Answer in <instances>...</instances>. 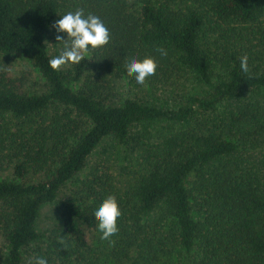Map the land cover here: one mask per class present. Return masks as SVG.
Masks as SVG:
<instances>
[{
  "label": "trees",
  "instance_id": "trees-1",
  "mask_svg": "<svg viewBox=\"0 0 264 264\" xmlns=\"http://www.w3.org/2000/svg\"><path fill=\"white\" fill-rule=\"evenodd\" d=\"M81 8L110 42L53 70L52 26ZM133 54L158 63L144 84ZM48 204L65 237L39 230ZM0 233V264H264V0H0Z\"/></svg>",
  "mask_w": 264,
  "mask_h": 264
},
{
  "label": "clouds",
  "instance_id": "clouds-1",
  "mask_svg": "<svg viewBox=\"0 0 264 264\" xmlns=\"http://www.w3.org/2000/svg\"><path fill=\"white\" fill-rule=\"evenodd\" d=\"M58 33L56 39L63 42L62 50L48 60L51 69L59 70L62 66L79 64L88 52L107 45L110 42V31L105 22L96 14L84 9L68 11L60 15L52 26ZM66 34V38L65 35ZM161 57L167 56V50L158 48ZM158 68L156 59L152 56L143 58L133 54L126 58V71L132 74L138 84H144L153 76ZM240 69L249 72L248 56L240 57ZM97 220L96 228L100 239L111 242V238L119 232L118 220L122 210L115 195H108L93 208ZM63 244L64 241L61 240ZM29 264H48L47 258L36 256Z\"/></svg>",
  "mask_w": 264,
  "mask_h": 264
},
{
  "label": "rangeland",
  "instance_id": "rangeland-1",
  "mask_svg": "<svg viewBox=\"0 0 264 264\" xmlns=\"http://www.w3.org/2000/svg\"><path fill=\"white\" fill-rule=\"evenodd\" d=\"M9 69L14 77L22 78L25 82V90L28 92H37L42 88L43 78L35 70L29 62L20 58H12L10 60ZM127 90L123 89L122 93H126ZM98 157H94L91 161V165L97 160ZM91 167V166H90ZM89 170V169H88ZM56 204H48L43 207L40 218L38 221L39 230L45 234L46 237L52 236L54 234H62V224L58 219V215L55 208ZM59 232V233H58ZM90 237L92 235L90 234ZM6 243L4 238L0 233V250L5 249Z\"/></svg>",
  "mask_w": 264,
  "mask_h": 264
}]
</instances>
